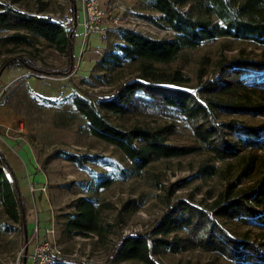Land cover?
I'll return each instance as SVG.
<instances>
[{
  "label": "trees",
  "instance_id": "trees-1",
  "mask_svg": "<svg viewBox=\"0 0 264 264\" xmlns=\"http://www.w3.org/2000/svg\"><path fill=\"white\" fill-rule=\"evenodd\" d=\"M142 4L151 12L143 18L174 36L158 39L121 28L122 43L104 55L101 67L110 73L134 67L136 76L120 83L110 96L74 98L91 135L114 146L130 163V168L119 169L120 177L129 180L156 162L202 152L214 161L240 159L243 168L238 181L250 178L260 166L264 169L259 154L264 152V0H142ZM78 18L77 0H69L67 18L27 13L0 2V42L18 49L43 41L73 62ZM218 39L250 42L261 52L255 55L242 50L238 56L219 61L214 78L197 87L191 86L190 77L181 69L171 67L186 50ZM24 65L38 70L32 60L19 63ZM145 116L172 122L156 128L130 123L132 118ZM179 122L191 130L192 145L171 143ZM99 158L66 156L81 167L83 159ZM201 173L216 175L206 165ZM116 181L103 176L96 189L107 190ZM236 188L237 182L226 183L211 211L177 201L149 232L124 236L102 264H162V255L197 250L229 264H264V170L254 185ZM25 199L14 169L0 151V203L12 222L6 232H15L14 225H19L24 238L26 234L30 237ZM74 207L77 212L67 221V232L103 236L96 200L82 197ZM56 264L66 263L57 259Z\"/></svg>",
  "mask_w": 264,
  "mask_h": 264
},
{
  "label": "rangeland",
  "instance_id": "rangeland-1",
  "mask_svg": "<svg viewBox=\"0 0 264 264\" xmlns=\"http://www.w3.org/2000/svg\"><path fill=\"white\" fill-rule=\"evenodd\" d=\"M0 2L27 13L41 12L54 18L68 16L69 0ZM150 14L141 4L129 12L130 18L110 23L108 38L102 40L99 37L103 43L101 47L93 45L90 40L98 34L86 41L83 36L81 40L77 39L73 62L43 41L35 47L18 49L3 46L0 42V151L14 169L19 188L26 198L30 235L27 243L19 225H14L15 232H6V226L12 222L0 203V264H23L25 256L26 264H29L36 246L46 242L60 253L52 254L53 261L45 264H56L57 259L66 264H102L124 236L149 232L177 201L185 200L211 211L226 183L237 182L236 190H244L260 179L263 166L250 178L238 181L243 168L240 159L214 161L207 152H202L182 159L156 162L143 175L123 180L119 169L130 168V163L114 146L91 135L88 121L77 111L74 98L77 95L91 99L110 96L120 83L136 76L134 67L111 73L101 67L104 55L122 43L119 37L121 28L158 39L174 36L173 32L163 31L143 18ZM242 50L255 55L261 52L250 42L218 39L205 42L197 49L186 50L171 67L181 69L190 77L191 86L197 87L214 78L219 61L238 56ZM27 59L34 61L38 70H29L27 65L19 66ZM130 121L151 128L172 122L167 118L148 116ZM171 143L179 146L194 143L185 122L178 123ZM259 154L264 158V152ZM67 155L100 158L91 162L83 159L81 167L68 161ZM203 165L213 167L216 175L200 174ZM103 176L114 177L117 181L107 190L98 192L97 182ZM25 179L30 180V188L31 185L36 188L34 196L30 195L29 199L22 189ZM38 192L41 194L37 195ZM82 197L96 200L105 230L103 236L67 232V221L77 212L74 203ZM43 201L47 208L42 205ZM129 203L132 205L126 206ZM159 260L162 264H229L225 260L216 261L212 254L198 250L168 253Z\"/></svg>",
  "mask_w": 264,
  "mask_h": 264
},
{
  "label": "built area",
  "instance_id": "built-area-1",
  "mask_svg": "<svg viewBox=\"0 0 264 264\" xmlns=\"http://www.w3.org/2000/svg\"><path fill=\"white\" fill-rule=\"evenodd\" d=\"M83 5L84 20L82 22L83 27V39L86 41L94 34H98L102 40L108 38L109 28L105 25V22L110 19L107 11L103 10L97 0H81ZM31 192H34L36 188L31 185ZM45 191V189H42ZM59 254V250L51 248L48 242L37 245L35 253L30 256L29 264H45L53 261L52 254ZM44 254L45 257H42ZM39 258L42 260L39 261Z\"/></svg>",
  "mask_w": 264,
  "mask_h": 264
},
{
  "label": "crops",
  "instance_id": "crops-1",
  "mask_svg": "<svg viewBox=\"0 0 264 264\" xmlns=\"http://www.w3.org/2000/svg\"><path fill=\"white\" fill-rule=\"evenodd\" d=\"M101 8L105 11L108 12L110 19H108L105 22V25L109 28L110 23H118L122 19L130 18L131 16L129 15V12L131 10H136L139 8L142 4V0H97ZM77 7L79 10V18L77 21L74 22V29L77 30L78 34V40H81L82 34L84 32L83 27H82V22L84 20V14H83V5L81 0H77ZM132 19V18H131ZM77 22V26H75V23ZM81 26L80 29L78 30V26ZM93 43V45L97 47L103 46V43L101 42L99 36H92L90 39ZM77 52V51H75ZM30 180L25 179L23 183V192L27 196V199H29V196H34L33 192L30 191ZM41 189L44 187L43 185H40ZM39 189V191H41ZM37 194V193H36ZM41 192H38L37 195H40ZM42 205L44 208H47V204L45 201L42 202Z\"/></svg>",
  "mask_w": 264,
  "mask_h": 264
},
{
  "label": "water",
  "instance_id": "water-1",
  "mask_svg": "<svg viewBox=\"0 0 264 264\" xmlns=\"http://www.w3.org/2000/svg\"><path fill=\"white\" fill-rule=\"evenodd\" d=\"M75 26H77V22L75 23ZM26 240H27V243H28V235L26 234ZM26 248H28V246H26ZM27 263V256H25L24 260H23V264H26Z\"/></svg>",
  "mask_w": 264,
  "mask_h": 264
}]
</instances>
